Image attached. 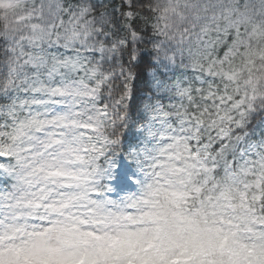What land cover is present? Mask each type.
Listing matches in <instances>:
<instances>
[{
  "label": "snow or ice",
  "instance_id": "1",
  "mask_svg": "<svg viewBox=\"0 0 264 264\" xmlns=\"http://www.w3.org/2000/svg\"><path fill=\"white\" fill-rule=\"evenodd\" d=\"M0 264H264V0H0Z\"/></svg>",
  "mask_w": 264,
  "mask_h": 264
}]
</instances>
